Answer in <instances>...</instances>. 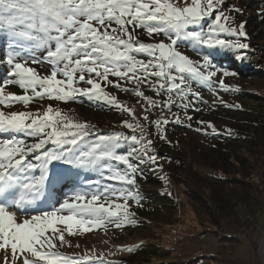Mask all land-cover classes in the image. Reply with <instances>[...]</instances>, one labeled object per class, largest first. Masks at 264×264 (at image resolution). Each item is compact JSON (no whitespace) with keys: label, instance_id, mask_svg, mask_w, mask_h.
<instances>
[{"label":"snow or ice","instance_id":"obj_1","mask_svg":"<svg viewBox=\"0 0 264 264\" xmlns=\"http://www.w3.org/2000/svg\"><path fill=\"white\" fill-rule=\"evenodd\" d=\"M224 3L225 0H193L191 6L180 7L171 0H0V32H6L11 41V50L2 61L10 71L0 85V105L19 101L28 104L34 98L42 100L46 96L57 101L83 96L133 114V109L124 107L116 96L104 91L103 82L143 98L152 107L158 106V102L147 96L146 90L154 91L157 96L167 93L168 99L159 102L162 116L164 108L171 111L173 106L185 109L194 106L199 94L192 92L191 81L211 82L216 75L212 70L216 65L211 58L214 50H249V43L241 42L247 39L244 25L233 27L231 23H222L233 20L222 11ZM232 10L241 11L236 7ZM213 15L214 19L209 20ZM205 20H209L206 30ZM113 23L116 27H112ZM136 28L146 29L147 36L153 39L163 34L169 42H144L141 34L134 31ZM184 40L210 50L203 55L202 63L194 62L178 50V42ZM22 41L30 42L35 49H46L42 60L33 56L31 63L48 62L49 75L41 76L36 69L27 66L28 57L23 54L27 49L15 50ZM138 54H145L147 59H138ZM110 76L116 79H109ZM125 82L132 87H125ZM77 83L87 86L79 87ZM219 83L221 88L231 90L223 80ZM12 84L18 85L25 94L5 95L3 85ZM29 92L31 95L27 94ZM189 95L195 100L185 103ZM187 118L191 120L190 116ZM143 119L147 121L148 116ZM172 122L158 117L151 125L161 139H166L164 126ZM174 122L181 123L180 117L176 116ZM122 123L132 134L119 131L100 134L94 125L74 122L72 117L62 115L51 105L42 115L0 111V134H13L11 138L0 139V201H6L0 202V249L10 246L11 264H17L18 260L20 264H40L41 261L46 264H116L90 255H67L54 250L58 231L54 225L63 223L71 233L74 225L88 231L110 224L117 228L137 224L136 214L129 210L127 203L115 204V211L96 203L103 196L140 204L141 195L136 189V174L143 172L140 166L161 167L156 155H149L153 145L151 139H146L149 125L127 120ZM198 123L204 124L203 121ZM207 126L214 134H219L210 122ZM228 132L231 134L232 130ZM18 133L38 138V141L26 143L24 138L14 135ZM125 146L126 153L120 154L118 150ZM55 160L72 165V171L99 173L103 180L126 187L102 185L100 179L85 181L79 174L69 177L64 171L51 168ZM113 162L126 167L117 168ZM69 182L80 186L62 202L51 199L50 192L55 191V185ZM38 201H50L51 210L32 214L35 211L32 206ZM9 207H15L29 218L18 222L16 212ZM65 212L67 215L61 214ZM49 230L52 235H46ZM58 242L68 243L63 231L59 232ZM28 254L39 260L29 258Z\"/></svg>","mask_w":264,"mask_h":264},{"label":"rangeland","instance_id":"obj_2","mask_svg":"<svg viewBox=\"0 0 264 264\" xmlns=\"http://www.w3.org/2000/svg\"><path fill=\"white\" fill-rule=\"evenodd\" d=\"M253 1L257 2L259 6L264 3V0H225L222 11L233 17V20L222 21V23H231L233 27L241 23L244 24L251 13L249 4ZM171 2L185 7L191 6L193 0H171ZM234 7L241 11L234 12L232 10ZM262 11L264 9L255 13L258 17L257 21H261L257 30L254 31L255 33L252 36L247 35V39L241 41L249 43V50L247 52L227 50L236 59V66L241 64V59L238 57L243 56L250 65L259 59V53L264 54V15L261 14ZM210 19H214V15ZM209 20L203 22L205 30ZM113 25L115 24L113 23ZM190 30L193 29L190 28ZM140 38L144 42L154 43L158 40L169 42L166 37L159 36L153 39L148 37L147 33L141 34ZM234 38L228 37V39ZM25 42L27 45L19 46L17 51L27 49L23 52L24 56L28 57L27 66L34 68V66L40 65L42 67L36 69L37 73L41 76L49 75L51 65L48 62H46L48 64L45 62L35 63V65L31 63V57L35 56L33 51L35 48H30V42ZM10 44L11 42L8 43V45ZM4 47L0 43L1 52ZM178 50L188 55L194 62H203L199 55L183 45L178 44ZM44 53L46 55L45 51ZM35 57L37 58V56ZM137 58L147 59V56L138 54ZM212 70L216 72V75L210 83L205 85L207 91L202 92L203 88L200 86L202 83L198 85L200 81H191V90L193 93L199 94V100H195L193 95H189L185 103L195 100L194 106L190 105L187 109L173 106L171 111L164 108L163 116L159 102L168 99L167 93L157 96L154 91L146 90V95L158 102V106L152 107L143 98L137 97L133 93L123 92L103 82H101V87L104 91L116 96L118 101L123 102L124 107L133 109V114L122 112L115 107L113 108L115 110L112 111L109 108L113 106L109 107L107 102L99 103L100 100L88 97L84 98L108 108L107 110H110L112 114L108 115L109 112L106 110L107 113L102 111L88 113L87 111L86 115L84 111V116H80L81 112L74 106V103H77L75 99L57 101L47 96L42 100L34 98L28 104L19 101L0 105V111L6 114L10 111H27L41 115L51 105L54 110L59 109L62 115L72 117L74 122H86L89 125L99 126L100 134H111L116 131L126 135L132 134V130L119 126L131 117H134L142 125H149L158 117L173 121L164 126L166 139H161L157 129L152 125H149V136L153 143L159 145L161 150L167 154H163L164 158L167 157L168 160L174 161V164H166L165 159L159 156V150L152 147L155 150L157 164L161 166L151 168L150 174L156 181L149 183L150 181H147L146 177L136 183V189L139 192L143 194L157 193L158 195L164 193L170 197H164V200H168L169 203L157 201L162 206L159 205L160 211H156L155 206L150 209L142 202L137 204L132 200L125 201L115 197L106 199L101 196L96 203L104 204L106 208H112L114 211L116 210L115 204L127 203L129 210L136 214L137 224L134 227L133 225H124L120 228L110 224L106 227L91 228L88 231L74 225L70 233L67 231V225L56 223L54 227L58 231L56 233V249L54 250L67 255H90L98 259L114 261L116 264H264V251L261 252L259 249V241L262 238L264 240V81L255 79H246L245 81L234 73L225 76L224 73L227 71L220 70V72L219 69L214 68ZM8 74L7 68H0V85L3 84L4 79L8 78ZM58 78L62 79L63 77L58 75ZM109 79L115 80L116 78L110 76ZM221 80L229 86L230 91H242L253 98L237 96L234 99L232 94L224 97L227 90L220 87ZM76 86L85 87L87 85L77 83ZM124 86L132 87L130 83L126 82ZM3 87L5 95L25 94L15 84L3 85ZM141 87L144 88L143 85ZM197 88H200L201 91H198ZM114 91H117L118 94ZM201 93H204L205 96ZM27 94L31 95L30 92ZM173 98L179 101V97L175 94H173ZM235 105H239V107H234ZM111 115L112 117H110ZM145 115L148 116L147 121L143 119ZM176 116L180 117L181 123L174 122ZM189 116L191 120L187 118ZM200 121H203L204 124L198 123ZM208 122L216 128L219 134L212 132L211 127L207 126ZM189 124L191 127L187 126ZM196 129L203 130L196 131ZM229 129L232 130L231 134L228 132ZM138 132L139 129H137ZM12 135L0 134V139L11 138ZM14 135L20 138L24 134ZM33 139V143L38 141V138ZM146 139L148 138L146 137ZM178 162L185 165V173V170L178 172L174 170L173 166ZM54 167H57L56 170L64 171L69 177L78 174L64 165L58 166L55 163ZM89 179L97 178L88 173L83 180ZM100 180L102 185L107 184L102 182L103 178ZM157 180L160 181V186L153 185L157 184ZM79 186V183L71 184L70 182L57 184L55 191L50 192V197L62 202L66 196L71 195L73 189ZM55 206L58 207V203ZM32 207L35 209L32 214L51 210L50 201H38L37 205ZM9 210L16 212L18 222L29 218L17 211L15 207H9ZM61 214L67 215L66 212ZM144 218L147 219V222L144 221ZM166 219L171 224L165 223ZM140 221L143 226H139ZM60 231H63L68 243L59 244ZM46 235H52L51 230ZM223 236H226L228 240L222 239ZM137 242L142 245L133 247L134 251L121 250L132 248ZM28 255L33 260H39L37 257H31V254ZM127 255L128 260L131 256L130 259L135 263L123 259ZM11 261L10 246L8 249H0V264H11ZM17 264H20L19 260ZM40 264H46V261H41Z\"/></svg>","mask_w":264,"mask_h":264},{"label":"trees","instance_id":"obj_3","mask_svg":"<svg viewBox=\"0 0 264 264\" xmlns=\"http://www.w3.org/2000/svg\"><path fill=\"white\" fill-rule=\"evenodd\" d=\"M249 9L251 11V13L249 14V17L247 19V21L243 24L244 25V28H245V31L247 33V35H253L257 30V28L259 27L260 25V20H258V17L256 16L255 13H258V10L260 9H264V3L262 4V6H259V4L255 1H253V3L249 4ZM261 14L264 15V11L261 12ZM205 23V22H204ZM112 27H116V25H113ZM133 30V29H131ZM135 32H139L140 34H146V29H143V28H136L134 29ZM160 36L162 37H165L163 36V34H161ZM7 37V38H6ZM259 38V36H257ZM224 38H228L227 36H225ZM10 38L9 36L6 34V32H0V43L2 44V46L4 45V50H2V52L0 51V68L1 69H6L8 70V72L10 71L9 67H7L5 65L3 61V59L6 57V54L10 49V45H8V43H10ZM21 46H24V45H27V42L25 41H22V42H19ZM179 45H183V47H187L191 52L199 55V57L203 60V55L207 54L210 50H208L205 46H200V45H195L194 42L192 41H189V40H184L182 42H178ZM20 46V47H21ZM19 47V46H18ZM18 47L15 48V50L17 51ZM29 47L32 48L29 44ZM33 49V48H32ZM1 50V48H0ZM34 51V54L35 56H37V59L39 60H42L45 53L44 51L46 52V49H33ZM263 51H264V48H263ZM259 53V52H258ZM260 57L258 60L254 61L253 63H249L250 65H248V61L245 60L244 58L240 60V65H235V58L232 56V54L229 53V51L227 50H220V49H217V50H214V54L213 56L211 57L213 59V63L216 65V67L214 69L218 70L219 71H227L228 73H234L235 75H237L238 77H240L241 80H245L248 79V80H261V81H264V54L262 53H259ZM43 55V57H42ZM141 57V56H139ZM238 61V60H237ZM239 62V61H238ZM46 63V62H45ZM48 64V63H46ZM35 65V63H34ZM44 66V65H43ZM42 66L38 65V66H34L35 69H39L41 68ZM259 68V69H258ZM260 68H263V70H260ZM220 71V72H221ZM234 71V72H233ZM201 82H198V85L200 84ZM207 83H202L200 84V86L203 88L202 92L204 91H207L208 89H205V85ZM210 88V87H209ZM198 91L201 89L200 88H197ZM115 93L118 94L117 91H114ZM203 96L204 93H201ZM230 94H232L235 99V97L237 96H240V97H250V98H253L252 96H248L245 94V92H242V91H230V90H227L226 92V95H224V97H228ZM128 99H130L128 97ZM75 102H77L76 104L74 103V106L77 107L79 109V111L81 112L80 113V116H84V111L86 112V115H87V111L88 113H92V112H106L107 113V109L106 107H102L100 106L99 104H97L96 102H92L91 100H86L83 96H79L78 98L75 99ZM99 103H102L101 101H99ZM109 107H111L110 105H108ZM114 106L112 108H109L110 110L114 111L115 109H113ZM107 110V111H106ZM108 111V115L112 114L111 111ZM134 116V115H133ZM112 117V115L110 116ZM127 121H129L130 123H133V124H136L138 123V121L134 118V117H131V119H127ZM93 125V124H92ZM116 125V124H115ZM151 125V124H149ZM96 129L99 131L100 128L99 126H96ZM119 126L125 128L126 126L124 124H120ZM23 137H20V138H24L26 140V143H33V138H29V137H25L24 135H22ZM146 137L148 139H151V137L149 136V127H148V132H147V135ZM239 139V138H238ZM152 140V139H151ZM153 141V140H152ZM152 147H154L155 149L159 150V156L163 157V159H165V162L166 164L167 163H173L174 164V161L172 162L171 160H168L167 157L164 158L163 154H166L164 153L160 146L153 143ZM126 150H127V147L125 146L124 148H121L118 150V152L120 154H125L126 153ZM150 155H156L155 154V150L153 148H151L150 150ZM167 155V154H166ZM55 160L52 162V165H51V168L52 169H56L57 167H54L55 163L58 164V166L60 165H64V166H67L69 168V170H72V165H69L67 163H64L63 161L59 160ZM113 164L115 165V167L117 168H120V169H123L125 168L126 166H123L122 164H116L115 162H113ZM143 170L142 172V175L140 173H137L136 174V183L137 182H140L142 181L144 178L147 179V181H150L149 183H152V181H156V180H153V177L151 176L150 172H151V168L153 167L152 165H141L140 166ZM174 167V170H176V172H178L179 170H185L184 173L186 172V169H185V165L178 162L177 164H175ZM78 173V172H77ZM90 173L92 177L94 178H97V179H102L100 176H99V173H92V172H89V171H86V170H80V172L78 173L83 179L87 176V174ZM107 174V173H106ZM49 175L51 176V170H50V173ZM102 182H106L107 184H113L115 185L116 187H126V185H120L119 183L117 182H114V181H105V180H102ZM157 184H153V185H156V186H160V181L157 180L156 182ZM18 191V190H17ZM140 195H141V202L147 206H149L150 209H153L154 206H155V210L156 211H160V208H159V205L161 203H158L157 201L159 202H163V201H166V203H169L168 200H164L167 195H164V193H160V195H158L157 193H142V192H139ZM165 197V198H164ZM167 198H170V197H167ZM155 204V205H154ZM162 206V205H160ZM144 221L147 222V219L144 218ZM165 222V221H163ZM157 223H160V222H157ZM167 224H171V222L166 219V222ZM147 224V223H145ZM139 226H143V223L140 221L139 222ZM134 227V225H133ZM224 238L222 239H227L228 238L226 236H223ZM224 241V240H222ZM222 241H220L222 243ZM141 243L140 242H137L135 245L132 246V248H136V247H141ZM128 255L126 257H124L123 259H125L126 261L128 260ZM131 256H129V260L128 261H133L132 259H130ZM124 260V261H125ZM106 261V260H105ZM130 263V262H129ZM132 263H135L134 261Z\"/></svg>","mask_w":264,"mask_h":264},{"label":"bare ground","instance_id":"obj_4","mask_svg":"<svg viewBox=\"0 0 264 264\" xmlns=\"http://www.w3.org/2000/svg\"><path fill=\"white\" fill-rule=\"evenodd\" d=\"M259 249H260V251L261 252H263L264 251V240H263V238L259 241Z\"/></svg>","mask_w":264,"mask_h":264}]
</instances>
